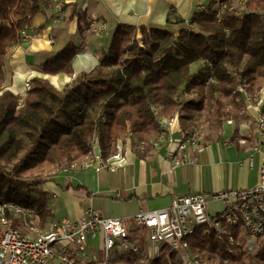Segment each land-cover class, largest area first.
<instances>
[{"label":"trees","instance_id":"1","mask_svg":"<svg viewBox=\"0 0 264 264\" xmlns=\"http://www.w3.org/2000/svg\"><path fill=\"white\" fill-rule=\"evenodd\" d=\"M46 1L0 0V205L13 203L35 216L34 221L7 210L9 228L25 234L32 227L45 229L55 217L54 195L45 185L93 155L96 146L107 159L117 142L124 144L131 135L135 148L148 144L162 127L154 108L167 117L178 115L189 138L197 117L221 129L240 118L247 97H260L264 0H210L188 20L169 13L166 27L117 25L92 72L78 74L62 90L33 78L21 102L7 85L8 47L22 40L21 31ZM80 50L70 42L38 68L45 75L73 76ZM198 62L202 66L191 72ZM183 241L209 264H264V238L256 255L236 256L216 234L198 231ZM149 264L182 261L179 252L163 245L161 256Z\"/></svg>","mask_w":264,"mask_h":264},{"label":"crops","instance_id":"2","mask_svg":"<svg viewBox=\"0 0 264 264\" xmlns=\"http://www.w3.org/2000/svg\"><path fill=\"white\" fill-rule=\"evenodd\" d=\"M209 1L78 0L58 10L47 0L29 25L30 33L36 32L39 36L8 47L5 62L8 89L17 96L26 95V83L39 77L62 90L78 74L92 72L98 66L101 53L109 47L117 25L166 27L169 13L175 12L188 20L198 5ZM79 14L83 15L82 19ZM91 20L99 27L104 23L105 32L98 33V27L89 30ZM70 42L81 46L73 61L74 75L40 72V64ZM256 104L257 101L251 100L238 120L226 121L221 129L208 123L196 126L191 131L194 141L186 143V149L178 153V157L186 159L178 166L169 157L174 139L185 136L178 115L164 118L177 117L181 132L162 126L148 144L142 143L138 148L134 147L135 137L129 136L124 143L129 152V164L122 169L98 170L86 167L87 161L79 160L71 170L60 172L44 187L54 195L51 203L54 220L75 219L89 208L104 217L125 220L142 209L169 208L175 196L253 188L259 181L261 160V154L252 151L258 143V134L254 128L245 129L242 124L254 121L260 114ZM262 105L261 112L264 101ZM200 119V116L196 118ZM252 155L254 164L250 167L247 159ZM223 208L221 201H211L208 205L212 213ZM127 226L130 230L136 227Z\"/></svg>","mask_w":264,"mask_h":264},{"label":"built area","instance_id":"3","mask_svg":"<svg viewBox=\"0 0 264 264\" xmlns=\"http://www.w3.org/2000/svg\"><path fill=\"white\" fill-rule=\"evenodd\" d=\"M54 7L61 10L66 4L78 0H51ZM202 8V7H201ZM220 13V12H219ZM98 27V33L106 30V25L97 26L95 20L89 23V30ZM27 42L39 33H30L26 26L20 33ZM30 82L25 91L30 89ZM23 102L25 95H21ZM251 103L250 97H247ZM253 101V100H252ZM257 101L256 109L260 114L254 121L242 124L245 129L258 134V143L253 152L261 154L259 181L250 189H228L214 194L191 193L175 196L169 208L155 211L141 210L133 218L135 229L130 230L122 218H107L98 211L87 209L75 219L51 220L48 231L40 232L30 228V233L9 228L6 211L25 214L34 219L30 210H22L15 204L0 205V264H149L162 254L163 245L179 252L182 264H209L202 260L199 253L189 250L183 239L200 231L204 235L216 234L226 243L229 255L236 256L238 251L256 255L264 238V113L261 112L264 101V87ZM156 115L160 108H154ZM162 126L172 129L181 127L178 118L159 117ZM189 138L174 139V147L169 157L175 166L186 159L178 153L186 149ZM243 143V141H242ZM249 166L254 164V156L247 159ZM129 164V152L122 141L116 144L115 153L103 158L99 146L88 158L86 167L96 169H122ZM211 201H221L224 208L212 213L208 209ZM17 213V214H18Z\"/></svg>","mask_w":264,"mask_h":264},{"label":"rangeland","instance_id":"4","mask_svg":"<svg viewBox=\"0 0 264 264\" xmlns=\"http://www.w3.org/2000/svg\"><path fill=\"white\" fill-rule=\"evenodd\" d=\"M207 3H202L201 5H198L199 7H204L205 5H206ZM237 5V4H236ZM200 66H202V62H198L197 64H195V66L193 65L192 67H191V72H195L196 70H198V68ZM30 85H31V82H30ZM31 88V87H30ZM30 90V89H29ZM164 116H166V115H164V113H162V112H159V114H157V118H159V117H164ZM202 117V116H201ZM199 118V117H198ZM198 125L197 126H202L203 124H201L199 121H198V123H197ZM203 126H205V125H203ZM91 156V155H90ZM88 157L89 156H87L86 158H84V159H82V160H84L85 162L86 161H88ZM79 162V161H78ZM76 165H77V163H76ZM56 173V172H55ZM62 179H63V177H62ZM50 182H52V181H50ZM50 182H48V183H50ZM125 222H126V224H129L130 226H135V221H134V218L132 217V218H127V219H125ZM38 229H39V231L40 232H46V231H48V226H47V228H45V229H41L40 227H37ZM31 231H29V233H30Z\"/></svg>","mask_w":264,"mask_h":264}]
</instances>
